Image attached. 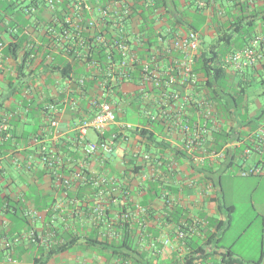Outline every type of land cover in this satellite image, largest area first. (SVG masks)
<instances>
[{
    "label": "crops",
    "instance_id": "obj_1",
    "mask_svg": "<svg viewBox=\"0 0 264 264\" xmlns=\"http://www.w3.org/2000/svg\"><path fill=\"white\" fill-rule=\"evenodd\" d=\"M86 1L93 7L89 15L92 17L97 7L105 2ZM196 1L166 0V3L180 7L195 6ZM206 2L233 4L228 0ZM63 3L54 0L59 10ZM39 6L42 14L34 20L36 27L28 26L12 39L19 41L21 36L26 37L24 48L18 47L13 52L6 48L0 50V264H215L222 261V252L229 248L234 252L233 257L243 263L261 260L263 264L264 167L251 174L240 172L250 166H264V151L260 147L264 146V99L260 97L264 94V82L258 83L264 80V57L252 67L239 70L228 67L226 81L232 85L240 81L247 89L243 115L234 111L230 115H234L235 120L224 124L238 131L244 129V134L240 139H233L239 140V144L225 149L234 154L232 158L227 155V158L225 155L208 158L207 161L213 160L214 164L213 171L207 174L209 182L206 183L197 171V161L173 152L172 146L178 145L174 133L155 132L156 138L164 137L169 143L165 147H155L134 131L137 125L149 127L145 118L129 104L130 95L138 84L124 81L114 89L120 92L116 115L132 118V121L117 117L107 129L112 151L98 150L93 156H85L82 146L66 144L76 151L77 158L73 160L89 172V178L97 181L99 188L90 192L86 188L78 189L77 196L82 201L75 199L72 206H67L59 188L51 185L36 153L42 143L71 139L79 123L68 109L76 107L74 104H79L83 98H90L94 89L90 85L84 96L71 95L74 73L84 67L80 59L84 56V48L76 28L77 20L70 16L71 9L66 6L63 18L70 20L67 23L78 32L58 33L46 31L42 24L47 18L59 22L58 17L46 11L45 2ZM183 12L180 10L178 14L188 23L190 18ZM172 28L182 32L188 27L174 25ZM197 30L202 44L206 38L214 41L220 35L209 22L199 24ZM238 38V35L232 36L236 45ZM10 41L11 38L6 39V43ZM244 45L241 43L239 47ZM223 47L221 42L217 44V48ZM255 84H260L261 93ZM241 117L256 119L257 123L251 122L244 127ZM51 120H56L57 124L52 126ZM234 135L239 136L238 133ZM86 138L95 140L91 139L89 131ZM249 143L255 148L257 157L254 162L245 164L240 158L246 157ZM144 152L171 163L174 172L166 171L159 163L152 165L143 161L140 154ZM134 163L145 166L136 173L132 171ZM233 164L237 165V170L231 172L229 168ZM226 170L230 178L239 175L253 184L247 193L253 214L250 221L255 218L260 221L257 238L238 246L247 227L241 228L229 244L223 238L231 226L239 200L236 193L225 194L222 190L220 173ZM74 192L76 194V190ZM50 198L56 201L44 203ZM179 232L183 235L179 236ZM61 246L63 248L49 251ZM199 247L202 250H197ZM256 256L259 259H255Z\"/></svg>",
    "mask_w": 264,
    "mask_h": 264
},
{
    "label": "trees",
    "instance_id": "obj_2",
    "mask_svg": "<svg viewBox=\"0 0 264 264\" xmlns=\"http://www.w3.org/2000/svg\"><path fill=\"white\" fill-rule=\"evenodd\" d=\"M62 1H64V3L60 7V10L57 5H54V3L51 6L47 5V7H45L47 8L46 11H49V13L58 17L59 22H55L53 18L42 20L44 29L46 31L52 30L58 33L71 31L78 32L77 29L69 24L70 20H64V11L67 10L66 6H69L71 9L70 16L74 20L76 19V13H74L72 6L69 4V0ZM150 1L152 4L148 3ZM228 1H231V3L233 1V4L225 6L222 4L216 5L213 4V2L211 4L206 3L205 6L202 7H198L196 4L195 6L187 5L178 7L173 2V5L169 6L166 3V0H132L131 14L128 16L127 21H125L123 26L113 20L112 16L110 18L109 16H103L99 11H97L96 14L93 12L95 21L92 25H88L86 21L91 17L89 16L90 13L82 11V23H80L81 29L79 31L81 36L80 40L82 41L81 46L84 48V56H81L80 59L82 64H84V67H82L79 72L74 73V86L71 95L72 97L84 96L87 87L90 85L93 86L94 93L88 99L83 98L79 104L73 103L77 106H72L71 109H68L71 117L75 118L76 116L79 124L83 123L85 120H90L97 112L96 103L105 100L110 103L115 113L116 120L118 117L116 112L118 110V96L120 95V92L119 90L114 91V89L115 87L120 86L124 81H134L139 87L134 88L132 91L133 93L130 95L131 100L129 104L132 106L133 110L145 118L146 124L149 127L146 128L145 126L137 125L134 126V131L144 138L147 143H150L155 147H165L169 144L164 137L160 139L156 138L155 132L162 131L163 135L174 133L177 137L178 145L172 146L174 149L173 152L193 159V156L198 155L199 152L193 151L192 155L186 152L184 148L186 134L176 125L172 127L168 126L160 117V107L156 104L161 92L160 88L159 86L154 85L151 80L145 81L140 66L141 62L130 63L125 66L116 65L115 67H110V64L111 62L119 63L124 59L125 53L122 54V50L119 48V44L122 42L132 48L141 61H149L151 50L158 46L157 35L166 39L169 35L177 33L176 30L172 28L174 25H186L190 29L197 30L199 24L209 22L210 26L220 34L215 40L223 42L224 47L223 49L217 48L215 40H211V43L209 44H206L205 42L202 44L203 41L200 34L203 47H201L200 44L194 59V71L199 74L200 79L193 85V89L198 95L211 100L215 111L219 112L220 118H222L220 129L209 133L210 139L208 140L212 143V147L215 151H218L224 143L232 141L233 139H240L244 134V129L238 131L236 127L228 126L224 124V122H233L235 120L234 115H230L233 114L234 111L243 115L241 111H245L244 98L246 97L247 87L240 81L235 85L226 81L228 67H233V65L231 62L226 61L225 58L229 53L241 48L242 46L239 47L241 43L249 45L257 35L264 34V0ZM41 2L45 1L0 0V40L4 42L3 48L11 50L12 52L18 47L24 48L23 43L27 41L26 37L21 36L19 41L12 39L19 36V33H22L28 26L36 27L34 20H37V16L42 14L41 6H39V3ZM89 5L93 8L91 3ZM97 8H99V6ZM180 10L184 11L183 14L190 18L188 23H186V20L178 14ZM156 16H160L162 20L156 22ZM176 17H178V20ZM181 18L182 20H180ZM131 21H137L138 24L132 25ZM15 30H17V32L14 34L13 32ZM156 32L158 34H156ZM136 33H140V36H136ZM98 34L104 37L102 42L96 40L95 37ZM234 34L239 37L237 45L236 41L232 39ZM7 38H11V41L8 43H6ZM254 48L261 52V56L255 64L246 66V68L255 66L260 62L259 60L264 57V38H259L255 43ZM167 58L166 62H168ZM243 68L245 67H233L234 70ZM263 82L264 80H258V83ZM172 88L180 89L176 84H173ZM187 108L190 112H194V107H191V105ZM224 113H228L227 116L223 117ZM260 116L261 115L258 117ZM119 119L123 121H132V118L129 117ZM241 119L245 122L242 125L244 127H247L251 122L257 121L256 119L249 120L244 119L243 117H241ZM106 131L103 134H98L94 131L96 134V139L94 141L101 142L108 139L111 140V138H108V133ZM234 133H238L239 136L234 135ZM76 135L77 132L74 130V135L71 136V139L68 141L62 138L58 140H50L48 143L44 144L48 156V158L43 161L44 169L49 176L51 185L59 188V193L65 197V201L63 202H65L67 206H72L75 199L80 202L82 201V199L77 196V192H79L78 189L86 188L88 192L93 188L92 191H97L99 189L97 188L98 182H94L91 176L89 178V172L74 161L77 158L76 151L71 150L66 146V144L70 142L74 147H83V143L79 142ZM8 141L10 142L11 140H5V142ZM70 153L73 154L74 158L67 157ZM83 154L87 156L84 152V148ZM36 155L42 160L44 152L38 150ZM144 155H147L148 157L145 158ZM224 155L225 157L227 155V157L232 158L234 154H231L229 150H225ZM140 156L143 161L151 162L152 165L159 163L158 165L161 168H164L171 173L174 172L175 167H171V163L169 162L161 161V157L151 155L149 152H144L140 154ZM212 161L213 160H206L203 163L198 162L199 168L197 171L204 176L202 179H205L206 183L209 182V180H207L209 177L207 175L208 172H212L214 168ZM165 162L166 164H164ZM228 164L229 163H227V166ZM133 165L132 171L136 173L139 172V170L141 171V168L145 166L144 163L138 165L134 163ZM63 178H68L69 183L65 185L61 184ZM213 185L215 184L213 183ZM74 190H76V194ZM53 201L56 200L50 198L48 201L45 200L44 203L48 202L51 204ZM60 248L63 247L51 248L49 251H55ZM200 249L201 248L199 247L197 250ZM233 255L234 252L229 248L222 252V261L215 264H251L243 263L233 257ZM263 257L264 253L261 256V259ZM260 261L252 264H261ZM147 264L152 263L148 262Z\"/></svg>",
    "mask_w": 264,
    "mask_h": 264
},
{
    "label": "built area",
    "instance_id": "obj_3",
    "mask_svg": "<svg viewBox=\"0 0 264 264\" xmlns=\"http://www.w3.org/2000/svg\"><path fill=\"white\" fill-rule=\"evenodd\" d=\"M44 1L48 6L54 3V0ZM132 3V0H105L101 4L102 6H99L98 11L103 16H109V18L112 16L113 20L123 26L131 14ZM148 3L152 4L151 1ZM196 3L198 7H202L207 2L206 0H197ZM69 4L72 6L74 13H76V28L80 30V23H82L81 12L90 13L93 9L86 0H69ZM156 20V22H160L162 18L156 16ZM94 21V17L91 16L86 23L92 25ZM156 34L158 33L156 32ZM135 35L140 36V33ZM95 38L100 42L104 40V37L100 34ZM259 38H264V34L257 35L251 44L244 45L229 53L225 60L231 62L234 68L255 64L261 56V52L254 48ZM157 40L158 46L151 50L149 61H141L132 48L124 42L120 43L119 48L122 50V54L125 53V57L119 63L111 62L110 67L141 62L140 66L145 81L151 80L154 85L160 88L161 92L156 101L157 106L160 107V117L168 126L176 125L186 134L184 141L186 152L192 155L193 151H198L199 154L193 156V159L199 163L205 162L208 158H222L225 149L233 148L239 144V140H232L222 144L218 151H215L212 143L208 140L210 139L209 133L220 129L222 122L220 113L215 111L212 101L198 95L193 89V85L200 79L199 74L194 71L195 54L201 44L199 31L188 28L184 32L171 34L166 39L157 35ZM3 46L4 42L0 40V50ZM166 58L168 62H166ZM173 84L178 85L180 89L172 88ZM189 105L194 107L193 113L188 110L187 107ZM96 106V114L90 120H85L74 129L77 132V139L83 143L84 152L87 156H93L98 150L104 153L112 151L110 139L96 142L86 138L88 129L98 134H103L115 122V113L110 103L101 100L96 103ZM50 124L54 126L57 121L51 120ZM0 132H2L1 128ZM5 135L8 136V133H4ZM40 148V151L44 152L41 160L43 162L48 158L47 149L43 143ZM144 157L148 156L144 155ZM263 167V165L250 166L247 169H242L240 173L246 175L259 172ZM68 183V178L62 179L61 184L65 185ZM182 235V232H179V236Z\"/></svg>",
    "mask_w": 264,
    "mask_h": 264
},
{
    "label": "rangeland",
    "instance_id": "obj_4",
    "mask_svg": "<svg viewBox=\"0 0 264 264\" xmlns=\"http://www.w3.org/2000/svg\"><path fill=\"white\" fill-rule=\"evenodd\" d=\"M205 40H206L205 41L206 44L211 43V40H209L208 38H206ZM215 43L218 44L220 42L215 40ZM222 43L223 42H221V47L223 46ZM255 85L258 88V91L261 93L262 90L260 89V84H255ZM260 97L261 99H264V94L261 93ZM88 131H89L91 139H96L95 132L91 129H88ZM260 147L264 151V146L261 145ZM246 149H247V153L244 154L246 155V157L243 156V158H240V159L242 160L244 159L245 164H250L256 160L257 155L255 153V148L251 146L250 143L247 145ZM238 160L239 158H237L236 161ZM229 170L231 172H234L235 170H237V165L233 164L229 168ZM229 170L222 172V174L220 173L221 187H222L223 192H225V194L236 193V195H238L239 200L237 202L236 211L233 213V219L231 222V226L226 231L225 236L223 238H224V242L226 244H229L236 239V237L238 236V232L241 230V228L247 227L248 229L246 231V234L236 244V246H238L240 244L243 245L245 242L250 241V240L254 241L257 238L258 229L260 227V221L258 220V218H255L252 222L250 221V219L253 218V214L249 206V200H248L247 193H249V191L252 189L253 184H251V182L249 181H244L243 177H239V175H236V177L234 178H230ZM219 196H221V192H219ZM255 259H259V257L256 256Z\"/></svg>",
    "mask_w": 264,
    "mask_h": 264
}]
</instances>
